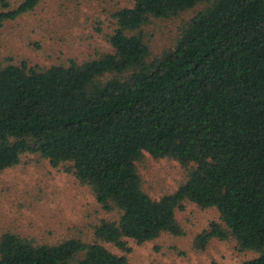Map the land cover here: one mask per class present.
Instances as JSON below:
<instances>
[{
	"label": "trees",
	"instance_id": "16d2710c",
	"mask_svg": "<svg viewBox=\"0 0 264 264\" xmlns=\"http://www.w3.org/2000/svg\"><path fill=\"white\" fill-rule=\"evenodd\" d=\"M43 0H0V27ZM192 13L173 46L154 53L150 29ZM111 51L47 67L0 59V173L34 154L92 191L110 217L95 241L0 235V264H131L128 238L181 235L187 203L219 220L195 247L234 239L264 264V0H131L112 14ZM150 38V39H149ZM176 160L178 188L154 199L140 164Z\"/></svg>",
	"mask_w": 264,
	"mask_h": 264
},
{
	"label": "rangeland",
	"instance_id": "374dc122",
	"mask_svg": "<svg viewBox=\"0 0 264 264\" xmlns=\"http://www.w3.org/2000/svg\"><path fill=\"white\" fill-rule=\"evenodd\" d=\"M12 1L13 6L21 2ZM129 5L131 0H43L34 11L0 27V59L47 67L96 58L112 50L106 36L113 30L112 14ZM191 14L152 24V51L171 48L178 27ZM140 165L143 188L154 199L174 192L184 177L176 160L145 154ZM108 217L90 188L64 165L54 167L48 159L29 154L0 173V235L12 230L41 243L57 244L74 237L93 242L96 226ZM176 218L181 235L163 233L141 244L128 238L129 252L101 243L113 253L126 255L131 264H241L258 255L241 250L232 238L213 239L205 250L195 247L197 235L219 220L214 207L187 203Z\"/></svg>",
	"mask_w": 264,
	"mask_h": 264
}]
</instances>
